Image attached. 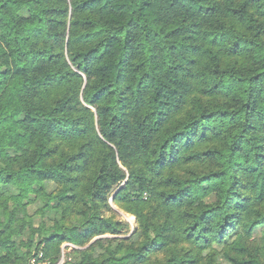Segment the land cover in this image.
Wrapping results in <instances>:
<instances>
[{"label": "trees", "instance_id": "obj_1", "mask_svg": "<svg viewBox=\"0 0 264 264\" xmlns=\"http://www.w3.org/2000/svg\"><path fill=\"white\" fill-rule=\"evenodd\" d=\"M34 259L264 264V0H0V264Z\"/></svg>", "mask_w": 264, "mask_h": 264}, {"label": "rangeland", "instance_id": "obj_2", "mask_svg": "<svg viewBox=\"0 0 264 264\" xmlns=\"http://www.w3.org/2000/svg\"><path fill=\"white\" fill-rule=\"evenodd\" d=\"M34 29V32L36 33V35L38 36H41L42 33L41 31L39 32V29L37 26H34L33 27ZM182 165L178 164L175 166V171L176 172H179L182 171ZM169 168H166L164 171L165 172H168ZM108 202H109V205H110V208L107 213V215L109 216H112L114 219L116 220H123L125 222H128V224L130 225L131 228H134L135 225H136V216L131 213V212H128L121 204H116L113 200H112V192L108 194ZM76 245L73 243V242H70V241H64L62 244H61V248L63 250V253L66 254L70 251L71 248L75 247ZM64 255H62V258H61V262L64 260ZM43 264L45 263V261H41ZM47 262V261H46Z\"/></svg>", "mask_w": 264, "mask_h": 264}, {"label": "built area", "instance_id": "obj_3", "mask_svg": "<svg viewBox=\"0 0 264 264\" xmlns=\"http://www.w3.org/2000/svg\"><path fill=\"white\" fill-rule=\"evenodd\" d=\"M32 264H43V263L40 262V260H38V259H34V260L32 261ZM44 264H46V263H44Z\"/></svg>", "mask_w": 264, "mask_h": 264}]
</instances>
